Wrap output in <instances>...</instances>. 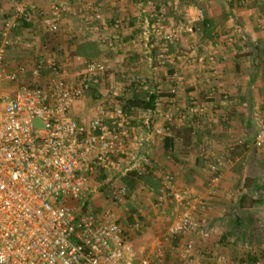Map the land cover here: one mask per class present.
Listing matches in <instances>:
<instances>
[{
    "label": "crops",
    "instance_id": "1",
    "mask_svg": "<svg viewBox=\"0 0 264 264\" xmlns=\"http://www.w3.org/2000/svg\"><path fill=\"white\" fill-rule=\"evenodd\" d=\"M55 1H26L32 16L14 33L18 44L8 49L6 57L11 69L33 65L41 54L57 58L54 52L61 49L64 58L57 59L75 77L85 62H103L108 71L101 85L73 109L80 124L107 115L114 101L110 92L116 87L124 88L119 100L123 106L136 98L156 97L154 109L131 111L133 130L126 143L128 166H148V173L134 170L117 178L119 185L127 187L129 198L120 204L111 201V211L127 233L141 228L143 235L130 240L134 248L156 260L159 240L176 216L190 209L201 228L175 240L169 245L172 249L167 246L170 264L175 263L172 258L191 264L179 254L188 242L195 245L197 264H218L221 257L247 264L260 260L264 253V149L256 148L254 139L264 120V0H63L71 12L63 15L60 32L53 39L43 15L52 13ZM87 3L99 10V20L91 21L92 14L84 12ZM200 10L204 18L195 22V33L182 41L165 44L153 37L152 28L158 22L173 26L188 16L195 18ZM14 11V0H0V45L4 24ZM114 41L117 45L111 47ZM29 43L35 47L31 49ZM161 54L169 60L155 69ZM8 88L9 84L2 85L3 91ZM173 88L176 95H171ZM174 103L189 119L159 136L156 129L167 126L164 113ZM105 121L112 124L108 117ZM202 149L223 156L219 185L209 183L213 159L200 157ZM165 174L173 175L176 190L191 191L205 205L162 198ZM102 195H93L91 201ZM129 217L137 221L133 229Z\"/></svg>",
    "mask_w": 264,
    "mask_h": 264
},
{
    "label": "built area",
    "instance_id": "2",
    "mask_svg": "<svg viewBox=\"0 0 264 264\" xmlns=\"http://www.w3.org/2000/svg\"><path fill=\"white\" fill-rule=\"evenodd\" d=\"M26 1L14 0V15L4 24L0 45V264L164 263L167 246L197 233L201 222L190 209L180 212L159 240L158 257L153 260L144 257V250L134 248L114 212L96 213L90 209L92 196L100 193L103 186H107L108 198L113 203L124 202L129 192L117 183V178L134 170L146 174L149 169L128 166L126 161V143L133 125L131 114L119 101L124 88L111 90L113 107L107 115L103 113L105 117L99 115L89 124H80L73 116L75 105L101 85L108 71L103 62H85L77 77L51 53L41 54L33 65L10 68L6 57L8 49L18 44L14 33L32 16ZM83 10L92 14L91 21L100 19L99 10L92 4L87 3ZM70 12L66 2L56 0L52 13L43 15L46 29L59 33L63 15ZM203 18L200 10L195 18L188 16L185 22L173 26L158 22L152 35L165 44L178 43L194 34L195 22ZM144 35L147 37L148 33ZM116 45L115 41L110 43L111 47ZM168 60L166 55H158L155 69L166 65ZM209 60L215 62L214 57ZM3 84H9L10 88L3 91ZM176 94L177 89L173 88L171 95ZM106 117L112 121L111 125L105 121ZM164 119L167 126L156 129L162 137L169 128L185 124L189 117L174 103L164 113ZM36 120L43 121V130L35 129ZM254 145L264 149V120ZM200 157L213 159L209 183L219 185L223 156L202 149ZM162 178V198L191 206L205 205L191 191L176 190L173 175L165 174ZM179 254L184 261L197 264L193 242L185 244ZM218 264L247 263L221 257ZM249 264H264V257Z\"/></svg>",
    "mask_w": 264,
    "mask_h": 264
},
{
    "label": "rangeland",
    "instance_id": "3",
    "mask_svg": "<svg viewBox=\"0 0 264 264\" xmlns=\"http://www.w3.org/2000/svg\"><path fill=\"white\" fill-rule=\"evenodd\" d=\"M29 45H30V47H31V49H32V47H35V45H33V44H31V43H29ZM32 45V46H31ZM54 51V50H53ZM56 55H58L57 56V58L59 59V57H62V58H64V50H60V52L59 51H55L54 52ZM38 58L36 57V59H35V61L37 60ZM65 60V59H64ZM62 61V64L64 63L63 62V60H61ZM34 126H35V129L37 130V131H41V130H43L44 128H45V125H44V123H43V121H41V120H36L35 121V123H34ZM100 181H102V179L100 180ZM100 193H103V195H102V199H100V200H95V201H91V206H90V209L92 210V211H95L96 213H101L102 211L103 212H108V211H111L112 210V202H111V200L108 198V188H107V186H103L102 188H101V190H100ZM129 198V195L127 196V199ZM137 222V221H136ZM136 222H134L132 225H129V227H130V229H133V225L136 223ZM136 225V224H135ZM135 231H129L128 233H127V236H128V238H129V240H131V238L133 239V238H139L140 236H142L143 234L141 233V232H139V231H141V228H139V230H137V229H134ZM170 249H172L171 247H169V250ZM169 250H167L166 252L167 253H169ZM261 258H263L264 257V253H262L261 255ZM166 263L164 262V263H162V264H170L169 262H170V258L168 257H166ZM176 259V258H175ZM257 260H259V259H257ZM257 260H255V261H257ZM172 262H175V263H173V264H179V263H176V261L174 260L173 261V258H172ZM159 263V262H158ZM160 264V263H159Z\"/></svg>",
    "mask_w": 264,
    "mask_h": 264
},
{
    "label": "trees",
    "instance_id": "4",
    "mask_svg": "<svg viewBox=\"0 0 264 264\" xmlns=\"http://www.w3.org/2000/svg\"><path fill=\"white\" fill-rule=\"evenodd\" d=\"M26 24L27 23L25 22L24 26ZM51 35H53V39H54L55 34H51ZM155 99H156L155 95H150L148 100L136 98L134 101H130L129 103L125 104L123 107L128 113H131L133 109H139V110H144V111L152 110L155 108L154 107ZM134 221L135 219L133 217L128 218L129 224H133Z\"/></svg>",
    "mask_w": 264,
    "mask_h": 264
}]
</instances>
